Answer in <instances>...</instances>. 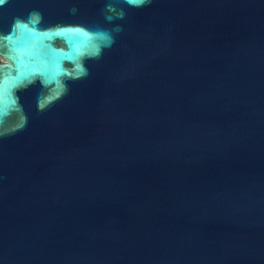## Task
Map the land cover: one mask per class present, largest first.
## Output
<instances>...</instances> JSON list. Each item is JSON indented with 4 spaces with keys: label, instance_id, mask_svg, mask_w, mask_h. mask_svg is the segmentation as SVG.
<instances>
[{
    "label": "water",
    "instance_id": "water-1",
    "mask_svg": "<svg viewBox=\"0 0 264 264\" xmlns=\"http://www.w3.org/2000/svg\"><path fill=\"white\" fill-rule=\"evenodd\" d=\"M0 264H264V0L0 5Z\"/></svg>",
    "mask_w": 264,
    "mask_h": 264
},
{
    "label": "clouds",
    "instance_id": "clouds-1",
    "mask_svg": "<svg viewBox=\"0 0 264 264\" xmlns=\"http://www.w3.org/2000/svg\"><path fill=\"white\" fill-rule=\"evenodd\" d=\"M7 0H0V5H3L4 3H6ZM148 0H127V3L130 5V6H133V7H140V6H143L145 3H147ZM110 10H111V7H110ZM35 15V14H30V19L31 17ZM22 23V21L17 18L16 21H15V26H18Z\"/></svg>",
    "mask_w": 264,
    "mask_h": 264
}]
</instances>
